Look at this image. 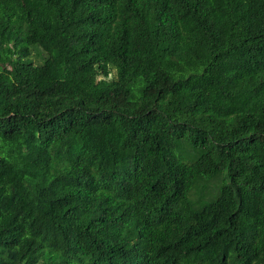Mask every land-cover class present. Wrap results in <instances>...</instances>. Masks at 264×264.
I'll return each mask as SVG.
<instances>
[{
	"label": "trees",
	"instance_id": "trees-1",
	"mask_svg": "<svg viewBox=\"0 0 264 264\" xmlns=\"http://www.w3.org/2000/svg\"><path fill=\"white\" fill-rule=\"evenodd\" d=\"M0 264H264V0H0Z\"/></svg>",
	"mask_w": 264,
	"mask_h": 264
},
{
	"label": "rangeland",
	"instance_id": "rangeland-1",
	"mask_svg": "<svg viewBox=\"0 0 264 264\" xmlns=\"http://www.w3.org/2000/svg\"><path fill=\"white\" fill-rule=\"evenodd\" d=\"M30 54H29V52H26L25 53V57H27V56H29ZM43 55L41 54V53H39V52H32L31 53V55H30V58L31 59H33L34 61H36V62H39L40 61V58L42 57ZM28 60H30V59H28ZM205 182H208L209 180H204ZM215 181L214 180H212V181H210V182H208L207 183V185L206 186H212V185H215ZM195 192V191H194ZM194 192H193V194H192V196L194 197Z\"/></svg>",
	"mask_w": 264,
	"mask_h": 264
}]
</instances>
